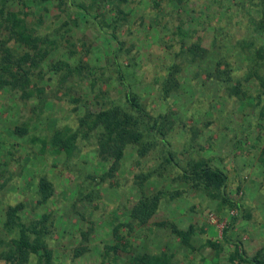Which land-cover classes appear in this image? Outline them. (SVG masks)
<instances>
[{
  "label": "rangeland",
  "instance_id": "rangeland-1",
  "mask_svg": "<svg viewBox=\"0 0 264 264\" xmlns=\"http://www.w3.org/2000/svg\"><path fill=\"white\" fill-rule=\"evenodd\" d=\"M249 2L8 0L5 9L25 15L34 36L49 37L56 44H40L48 51L40 66L42 72L41 68L33 70L36 88L43 91L40 98L34 93L24 108L17 92L0 91V224L7 208L21 203L26 223L51 214L46 242L57 264H112L105 252L117 242L113 229L118 224L121 244L129 239L133 243L126 250L130 254L154 255L168 264H210L214 258L213 264H254L252 259L259 253L264 264V118L254 106L256 83L243 82L247 60L255 50L246 46L239 51L234 46L236 40L254 35L246 30L250 16L256 15ZM79 4L93 7L88 11L90 20L77 8ZM91 17L93 22L88 23ZM116 18H120L115 26L120 52L97 28L99 24L113 31ZM7 37L8 31L1 28L0 39ZM255 38L264 43V36ZM197 44L205 54L197 51L200 56L193 58L182 52ZM116 51L125 85L131 86L153 116L169 114L167 139L173 158L168 164L159 144L144 156L129 147L114 178L107 179L110 163L97 157L92 137L79 138L78 150L69 159L63 153L53 157L49 149L42 152L40 144L35 147L30 140L34 135L43 140L55 130L76 129L84 106L93 113L112 102L126 108L125 89L110 65ZM59 61L79 73L72 72L60 83L61 72L54 74L50 69ZM174 64L180 70L170 78L168 69ZM228 69L231 71L225 74ZM238 79H242V89L236 97L231 88ZM245 92L247 97L242 95ZM22 122L31 132L21 139L9 132ZM202 159L226 173L224 193L241 201L240 210L228 208L221 194L212 189L182 178L188 162ZM143 175L149 176L143 180ZM41 177L49 179L54 189L45 205L37 204ZM145 193L158 195L160 200L148 223L139 226L129 213ZM232 218H238L233 226ZM229 226L231 244L222 240V232ZM189 227L196 234L182 244L174 231ZM211 228L214 236L209 234ZM209 241L218 248L208 247ZM236 245L249 262L230 261ZM125 257V252L120 253L121 260ZM0 264H4L1 258Z\"/></svg>",
  "mask_w": 264,
  "mask_h": 264
},
{
  "label": "trees",
  "instance_id": "trees-1",
  "mask_svg": "<svg viewBox=\"0 0 264 264\" xmlns=\"http://www.w3.org/2000/svg\"><path fill=\"white\" fill-rule=\"evenodd\" d=\"M177 1L180 3L182 0ZM7 2L8 0H0V30L4 28L8 31V37L0 39V52L2 53L0 58V91H7L10 93L17 92L20 102L25 108L27 101L34 93H37L39 96L38 98H40L43 93V91H41L42 89L36 88V77H34L33 70L37 68H41L39 70L41 72L43 70V67L40 66L43 63L44 57L48 54V51L47 49H43L40 44H45L49 41V37H46L47 39H41L34 36L33 29H29L26 26L24 20L25 15L21 17V12H16L11 8L10 10H6ZM20 2H22V0H20ZM249 3L256 12V15L250 16L246 24V30L252 32L254 35L264 36V0H250ZM93 5L95 6L94 3ZM77 8L83 11L84 15H87L90 20L91 15L88 14V11H92L93 7H85L84 4H79ZM123 17L125 18L126 14H124ZM124 18H121L122 21H125ZM91 20L92 21L87 22H93L92 17ZM117 20L120 21V18L113 20L115 24L111 27L113 31L109 32L105 30V27L101 28L99 24L97 28L99 31L105 32L106 35L118 45L117 51L120 52L122 50V44L117 41L115 31V26L118 24ZM73 24L77 25L76 21H74ZM68 25L69 23H65V26ZM106 25L108 27L110 26V24ZM254 35L251 36L247 34L243 39L240 38L236 40L237 44L234 46L237 47L239 51H242L246 46L249 50H255L252 56L247 60L248 68L246 69L247 73L243 77V82L251 80L256 83L257 94L254 106L257 113L259 112L258 114L264 118V43L261 44L256 38L254 39ZM11 41L14 42V45L9 46ZM55 44V42L49 41L47 45ZM25 47L26 51H23ZM117 51L114 53L110 65L114 67L113 71L117 75L119 84L125 89L123 99L126 108H123L117 102H112L108 106L101 107L97 112L93 113L86 110L87 106H84L85 113L81 118H78L79 125L76 129L73 130L68 128L66 130H55L49 138L43 140H40L39 137L34 135L30 140L33 146L36 145L35 147L40 144V150H42V152H48L49 149L51 156L55 157V155L63 153L65 157L69 159L76 150H78L77 142L79 138L89 139V137H92L96 143L97 157L102 161L110 163L108 171L105 172L107 179L114 178L113 172L117 170L129 147H135L139 156H144L153 147L157 148V144H159L158 148L161 150L160 152L164 154V160L168 164L173 158V152H171L169 148L170 140L167 139L169 134L167 130L169 127L166 126V123L169 114L153 116L142 103L137 93L131 90V86L125 85L122 68L117 60ZM197 51H201L202 54H205V51L200 48L198 44L190 46L187 48V51L182 50L183 53L186 52L187 54H191L193 58L195 56H200ZM71 54H75V52H71ZM27 64L29 65L27 66ZM220 64L221 63H218V66H220ZM225 66L226 68L229 67L228 64ZM50 69L54 74L61 72L60 83H63L72 72L76 71L79 73L78 69L71 68L70 65L63 61L55 63ZM105 69H108V66ZM168 70L167 76L171 78L180 70V67L174 64ZM230 71L229 69L226 70L225 74ZM208 76L211 77V73H208ZM219 78L221 79V76H219ZM227 78L230 80L229 77ZM222 81L228 83L226 80ZM234 82L235 86H232L231 94L239 97L240 90L242 89V79L235 80ZM163 87V95L166 96L168 95V85L165 84ZM98 92L101 91L99 90ZM242 95L247 97V93ZM28 126L26 122H22V125H16L9 133L22 139L24 136L30 135L31 129ZM84 127L85 129H83ZM157 140H159V142L155 143ZM9 156H11V154ZM209 163V161L203 159L188 162L186 167L182 169V178L187 181L195 182V185L203 186L206 190L212 189L215 193L221 194L222 203L227 205L228 208L240 210L242 208L241 201L229 199L226 193H224L228 181L226 173L217 167H212ZM143 176L144 180L147 178L146 176L149 175ZM104 179L105 177L102 178V181H104ZM0 187H2V185H0ZM37 187V204L45 205L53 196V184L46 177H41L38 180ZM211 197L213 198L216 196L211 194ZM159 200L158 195L152 196L147 193L142 194L137 203L130 210V219L134 220L139 226H145L157 210ZM23 207L24 205L22 203L16 206H9L5 212L4 220L0 224V226H2L0 228V247H2L0 253L1 260L4 264H57L54 260L53 251L46 242V237L49 235L48 228L51 223V214L44 213L38 222L31 221L26 223L21 215ZM236 220H238V218H232L230 225L233 226ZM47 222H50L49 225L46 224ZM120 227L121 225L118 224L113 229V239L117 241L116 244L112 247L108 246L105 252L110 263L168 264L167 260L161 257H154V255L151 256L148 254H130L129 251H126L129 245L133 243L129 239L124 245L121 244L123 237L118 234ZM230 228L229 226L222 232V239L228 244L232 243V241L228 239V231ZM130 229L132 230L131 227ZM174 232L182 244H186L187 241L190 240V237L195 234L193 227H189L186 231L175 230ZM207 246L215 250L218 248V245L212 241L207 242ZM234 251L235 253L230 257L231 262H234L235 258H239L241 262H249V259L245 258V255L238 245L235 246ZM110 252H112V254ZM123 252H125L126 257L124 260H121L119 255ZM252 262L254 264H262L259 260V253L253 257Z\"/></svg>",
  "mask_w": 264,
  "mask_h": 264
},
{
  "label": "crops",
  "instance_id": "crops-1",
  "mask_svg": "<svg viewBox=\"0 0 264 264\" xmlns=\"http://www.w3.org/2000/svg\"><path fill=\"white\" fill-rule=\"evenodd\" d=\"M230 231V230H229ZM228 231V236H229V238L228 239H230L231 241H232V236L229 234L230 232ZM196 234V233H195ZM209 234L211 235V236H214V234H215V229L213 228H211L210 229V231H209ZM166 240H169V238H167ZM223 240V239H222ZM224 241V240H223ZM165 240L163 241V242H161L162 244H165ZM225 243H227L226 241H224ZM175 244H177V243H175ZM228 244V243H227ZM192 246H193V244H192ZM198 246H202L201 244L200 245H198ZM197 247V246H196ZM215 261V258L211 261V262H214ZM210 262V264H213V263H211ZM203 263V262H202ZM202 263H200V264H202ZM197 264H199V263H197Z\"/></svg>",
  "mask_w": 264,
  "mask_h": 264
},
{
  "label": "built area",
  "instance_id": "built-area-1",
  "mask_svg": "<svg viewBox=\"0 0 264 264\" xmlns=\"http://www.w3.org/2000/svg\"><path fill=\"white\" fill-rule=\"evenodd\" d=\"M210 219H211L212 222L216 221V219L214 217H211Z\"/></svg>",
  "mask_w": 264,
  "mask_h": 264
}]
</instances>
